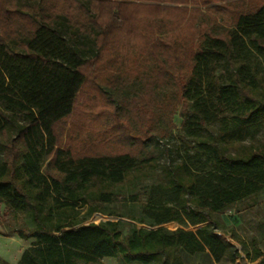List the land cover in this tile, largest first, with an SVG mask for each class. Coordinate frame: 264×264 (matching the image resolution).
<instances>
[{
  "label": "trees",
  "instance_id": "trees-1",
  "mask_svg": "<svg viewBox=\"0 0 264 264\" xmlns=\"http://www.w3.org/2000/svg\"><path fill=\"white\" fill-rule=\"evenodd\" d=\"M179 106L184 158L145 184ZM263 130L264 0H0V217L30 240L16 264H239L211 214L264 188Z\"/></svg>",
  "mask_w": 264,
  "mask_h": 264
},
{
  "label": "rangeland",
  "instance_id": "rangeland-1",
  "mask_svg": "<svg viewBox=\"0 0 264 264\" xmlns=\"http://www.w3.org/2000/svg\"><path fill=\"white\" fill-rule=\"evenodd\" d=\"M182 107H178L175 115L172 117V122L174 126L165 135L163 142H165L171 149L172 154L170 157H162L157 160V167L151 168L149 176L144 180L145 184H157L163 181L164 174L161 171V167L164 164H175L182 162L185 152V144L183 143L180 125L182 123L183 117L181 112ZM15 118L20 123L25 122L24 114L22 112H16ZM264 136V130L260 133L259 138ZM120 187L126 191L133 190L131 183V177L127 178ZM114 204H109L112 207ZM120 209V207L115 204L113 208ZM2 210L0 211V214ZM213 219L218 228L217 234L232 242L236 246L238 252V257L236 262L239 264H258L257 261H251L241 249L240 245L237 244L229 235V232H234L237 234L246 244L254 242L256 246L264 252V190L250 199H246L243 202L236 205L230 211H225L224 213L212 214ZM116 218L103 215L100 213H94L87 222L98 223L103 220ZM25 219L11 220L2 219L0 217V264L2 260L7 261L9 264H16L22 251L29 246L30 240H23L19 238L16 234H10L9 231L12 227L22 225ZM140 226V225H139ZM180 225L176 222H170L164 225L165 228L172 230ZM188 229H192V226L188 225ZM250 252V248L248 247ZM193 261H199L201 264H206L202 256H197ZM82 264V263H81ZM91 264H117V260L114 258H103ZM221 264H230L229 262L223 261Z\"/></svg>",
  "mask_w": 264,
  "mask_h": 264
},
{
  "label": "crops",
  "instance_id": "crops-1",
  "mask_svg": "<svg viewBox=\"0 0 264 264\" xmlns=\"http://www.w3.org/2000/svg\"><path fill=\"white\" fill-rule=\"evenodd\" d=\"M263 190H264V188L261 191H263ZM259 193H257V194H259ZM257 194H255V195H257ZM255 195H252V196L254 197ZM252 196H250V197H252ZM250 197H247V198H245L243 200H240V201L236 202L232 207H230V209H233L236 205H238L239 203L243 202L244 200L250 199ZM224 212H222V213H224ZM212 214H216V213H212ZM212 214H211V216H212ZM212 218H213V216H212ZM194 228L195 227L192 226V229H194ZM199 255L204 258V261L206 262V264H221V263H223V261H226V262H229L230 264H232L227 258H223L219 262H215L207 250L202 251V252H197V253H194V254H185V253H183L182 254V258H183V260H184V262L186 264H201L199 261H193V259L195 257L199 256ZM106 258H110V257H106Z\"/></svg>",
  "mask_w": 264,
  "mask_h": 264
},
{
  "label": "built area",
  "instance_id": "built-area-1",
  "mask_svg": "<svg viewBox=\"0 0 264 264\" xmlns=\"http://www.w3.org/2000/svg\"><path fill=\"white\" fill-rule=\"evenodd\" d=\"M226 211H230V209L226 210Z\"/></svg>",
  "mask_w": 264,
  "mask_h": 264
}]
</instances>
